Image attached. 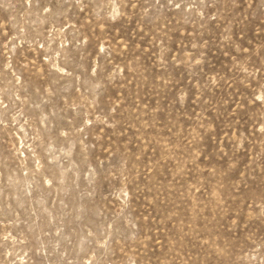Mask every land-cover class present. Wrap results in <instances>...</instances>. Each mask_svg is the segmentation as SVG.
Returning a JSON list of instances; mask_svg holds the SVG:
<instances>
[{"label":"rangeland","instance_id":"obj_1","mask_svg":"<svg viewBox=\"0 0 264 264\" xmlns=\"http://www.w3.org/2000/svg\"><path fill=\"white\" fill-rule=\"evenodd\" d=\"M0 264H264V0H0Z\"/></svg>","mask_w":264,"mask_h":264}]
</instances>
